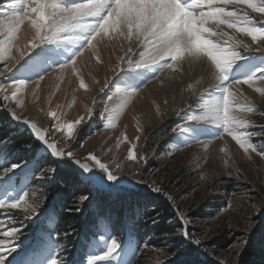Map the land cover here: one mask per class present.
<instances>
[{"label":"rangeland","instance_id":"obj_1","mask_svg":"<svg viewBox=\"0 0 264 264\" xmlns=\"http://www.w3.org/2000/svg\"><path fill=\"white\" fill-rule=\"evenodd\" d=\"M17 2L0 0V20L5 21L0 25V40H6L11 31L6 26L7 14L13 11L12 5ZM76 2L78 0H62V6ZM252 2L258 4L260 0ZM226 7L232 10L234 6ZM201 10L208 11V5L203 3L194 9V15ZM237 11L248 13L259 27H264L259 23L264 21V15L245 5ZM206 27L215 28V24L209 21ZM221 27L229 36L242 38L251 46L247 51L243 47L237 49L239 58L228 70V80L243 79L264 69V50H257V47L264 48V43H253L251 37ZM34 31L27 20L18 26L15 47L7 66L11 68L21 55L25 59L15 70L0 72V82L7 77L34 80L45 74L39 87L34 82L24 87L19 106L11 96L4 101L5 94L0 93V172H6L0 176V194L5 190L10 197V200L1 201L14 202L30 192L27 199H38L41 203L32 219H26V213L20 208H0L3 226L9 231L13 227L19 229L17 238L10 242L13 250L7 254L5 264H15L18 259V264H50L53 258L61 260L62 264H84L85 260L88 264L89 258L103 253L112 240L117 241L118 248L102 264H156L158 260L168 258L167 249L174 247L177 238L185 246L191 245L196 256H174L167 264H202L204 261L219 264L221 260L236 264L234 253L241 252L243 244L235 245L242 237H248V243L241 252L239 264H264V159L255 152L250 153L249 159V154L244 153L231 135L222 134L211 139L222 133L220 126L198 119L189 120V117L204 114V103L222 100L223 87L212 86L214 82H210L208 75L204 82L202 79L197 82L183 79L177 61L173 69L166 68L161 72L157 66L127 67L121 57L128 48H132L129 55L134 61L140 59L139 53L143 49L137 39L126 40L111 30L106 36L113 38L106 41L105 35L101 34L91 47L86 46L82 55L74 58L75 63L70 60L83 41L68 40V34H62L61 39L52 43L42 42L30 54L27 45L32 41ZM23 32L26 33L24 36ZM211 38L217 39L216 36ZM41 50L47 55L38 56ZM27 54L30 55L26 57ZM67 62L66 68L59 67ZM3 68L4 63H0V69ZM253 83L264 88V81ZM142 84L134 96L127 98V103L123 91L116 93V89L130 91ZM238 87L243 93L239 99L241 108L254 110L241 111L239 115L250 122L249 131H264V95L248 85ZM109 95L113 96L112 100L107 99ZM9 109L46 130L49 142L65 137L63 128L57 130L55 125L74 124L72 138L64 139L59 147L72 151L80 162L92 166L107 184L124 189L126 194L113 196L109 192H100L92 183L82 181L76 164L71 161L65 162L70 166L58 165L44 153L30 132L14 123ZM89 110L91 119L87 115ZM53 112L58 119L50 115ZM109 115L113 117L111 121ZM81 117V123L75 124ZM24 133L29 135L34 147L22 148L14 141ZM251 143L257 150L264 151V136L251 137ZM133 145L134 154L145 157L144 160H126L127 150ZM89 153L108 164L119 177L109 181L92 161L84 159ZM117 163L121 164L122 170L116 169ZM12 165L18 167L6 171ZM50 166L56 169L51 179L46 177L50 175L47 172ZM69 167L74 176L72 183L66 185L57 177L62 175L61 170L68 171ZM129 171L132 175H126ZM139 177L160 187L162 193H153L146 185L138 183ZM81 196H87L83 203L79 200ZM160 201L167 204L174 219L166 222L173 230L157 237L153 228L161 221L156 213ZM178 212L188 219V231L203 242L202 247L197 248L173 235L182 223ZM66 213L74 215L77 222L74 229L64 230L61 217ZM0 238H3L2 233Z\"/></svg>","mask_w":264,"mask_h":264},{"label":"snow or ice","instance_id":"obj_2","mask_svg":"<svg viewBox=\"0 0 264 264\" xmlns=\"http://www.w3.org/2000/svg\"><path fill=\"white\" fill-rule=\"evenodd\" d=\"M203 3L208 5L209 10H201L198 15H194L193 10L200 8ZM227 5H233L234 7L229 10L226 7ZM241 5H245L251 8L252 11L264 15V0H260L258 4L253 3L252 0H191V2L189 0H78L76 3L65 6H62V0H18L17 3L12 5L13 11L7 14L8 23L6 26L11 31L7 35L6 40H0V63H4V68L0 69V72L15 70L19 63L25 59V56L21 55L19 60L12 64L11 68L7 66V61L11 58L12 49L15 47V33L18 26L25 20L35 30L32 41L27 45L30 54L42 42L52 43L61 39L62 34H68L66 36L68 40L77 42L82 40V47L70 60L72 63H75V57L82 55V50L86 46L91 47L98 36L101 34L108 35L109 30L123 35L126 40L135 37L139 46L143 49L139 53L140 59L134 61L132 55H129L132 52V48H128L125 56L121 57V61L126 63L127 67L157 66L158 72H161L166 68L173 69L174 63L178 60H186L189 63L197 60L205 62L203 58L206 57L207 62H210L208 65V77L210 82H214L212 86L221 85L223 87L222 100H210L204 103L202 106L204 114L200 117H189V120L198 119L205 123L220 126L222 133L211 139L218 138L222 134L231 135L244 153L249 154V159L252 152L264 159V151L257 150L251 143V137L264 136V131H249L250 122L239 115L241 111L252 112L254 110L251 107L241 108L239 99L243 96V93L238 87L240 85H248L249 88H253L264 95V88H259L253 83L255 80L264 81V69L257 70L253 75L243 79L235 81L227 79L228 70L239 58L237 49L243 47L247 51L251 49V46L236 39L234 36H229L221 26L234 29L238 33L251 37L253 43L257 41L264 43V27H259L258 22L253 21L246 12L241 14L240 11H237ZM209 21L215 24V28L206 27ZM259 23L264 24V21ZM4 24L5 21L0 20V25ZM212 36H216L217 39L213 40ZM257 50H264V48L257 47ZM30 54H27L26 57ZM68 64L69 62L59 64V67L63 69ZM117 67H120V65H117ZM122 70L123 68H121ZM44 75L42 74L34 80L5 78V81L0 82V93L5 94L3 100L7 101L9 96H11L18 106L21 105L22 101L19 97L24 87L29 82H34L39 87ZM148 82L150 80L144 84ZM144 84L130 91L116 89V93L119 94L123 91L126 97L124 102L127 103V98L134 96ZM80 86L83 88L84 84L81 83ZM107 86L108 82L106 81L105 87ZM9 88H11V93H8ZM107 99L112 100L113 96L109 95ZM105 107L107 110V104ZM9 111L13 120L27 125L35 140L43 143L55 160L71 161L85 173L94 169L88 163L80 162L72 151L59 147V144H62L64 139L72 138L74 124L55 125L57 130H61V127L63 128L65 137L59 141L49 142L45 134L46 130L37 127L35 122H30L27 118L22 119L16 114L14 109H9ZM177 114L179 115V113ZM50 115L58 119L55 112L50 113ZM87 115L91 119V110L87 112ZM108 119L111 121L113 117L109 115ZM81 120H83V117L77 119L75 124H80ZM26 147L30 148L31 144L26 145ZM81 147H83V144H81ZM134 147L135 145L127 150L126 160H144L145 157L134 154ZM221 151H224V149H221ZM84 159L92 161L95 168L104 172L109 181H114L119 177L116 171L110 170L109 165L101 163L95 155L89 153ZM16 167L18 165H12L6 171H14ZM116 169L122 170L121 164L117 163ZM55 171V167L50 166L47 169L50 175L46 177L51 179ZM4 174L6 172H0V176ZM126 175H132L131 171ZM136 181L146 185L153 193H162L160 187L150 184L142 177H139ZM29 196L30 192H27L14 202L0 201V208H20L26 213V219H32L37 215L41 203L38 199H27ZM86 199L87 196H81L79 198L80 203H83ZM71 210L69 209V211ZM178 216L182 223L173 235H178L197 248L202 247L203 242L199 238L193 237L188 231V219L184 217L183 213L178 212ZM3 225L4 220L0 219V233H2L3 237L0 238V264H5L7 254L13 250L10 242L17 238L19 231L16 227L11 228V231H9ZM56 235L59 236L60 233ZM241 243L243 244L242 252L246 249L248 237H242L241 241L235 246H240ZM117 248V241H110L103 253L89 258L88 264H102V262L109 259ZM178 251L179 249L169 252L167 249L168 258L166 260H158L156 264H167ZM241 252L234 253L237 258L236 264H239ZM50 264H62V261L53 258ZM219 264H226V262L221 260Z\"/></svg>","mask_w":264,"mask_h":264},{"label":"trees","instance_id":"obj_3","mask_svg":"<svg viewBox=\"0 0 264 264\" xmlns=\"http://www.w3.org/2000/svg\"><path fill=\"white\" fill-rule=\"evenodd\" d=\"M1 120L4 121L5 119H1ZM14 141L18 145H20L22 148H25L26 145H28V144H31V148L34 147V145L32 144V142L30 140L29 135H26L25 133L21 134L20 136L15 137ZM61 172H63V173H62V175L61 174L58 175V177H57L58 181L66 184V185L67 184L70 185V183H72L71 182L72 177L74 176V172H73L72 168L69 167L68 171H66V170L62 171L61 170L60 173ZM68 197H70V192H68ZM156 213H159V217H160L161 221H160L159 225H157V226H155V228H153V230H154V233L156 234V236L160 237V236L167 234L173 230L172 228H168L166 226V222L173 220L174 215L172 214L170 208L167 206V204L164 201H160V205L157 207ZM61 218H62L64 230H67L69 228L74 229L75 225L77 224V222H75V220L73 219L74 218L73 214H70V213L67 214L66 213ZM193 237H195V236H193ZM216 242H218V240ZM177 249H179V251L176 252L175 256H181L182 258L187 257V256H191V257L196 256L194 248L191 245L185 246L182 243V240L179 238L174 240V247L172 249H169V252L176 251ZM202 264H214V263H210L209 261H204Z\"/></svg>","mask_w":264,"mask_h":264},{"label":"bare ground","instance_id":"obj_4","mask_svg":"<svg viewBox=\"0 0 264 264\" xmlns=\"http://www.w3.org/2000/svg\"><path fill=\"white\" fill-rule=\"evenodd\" d=\"M241 8V7H240ZM248 8V7H247ZM241 11H246L244 9H241ZM248 14V13H247ZM213 23V22H212ZM225 31V30H224ZM226 32V31H225ZM32 33V32H31ZM30 33V34H31ZM24 34H26L25 32H23V36ZM120 36V35H119ZM106 37V41H108V38L112 37L113 36H104ZM114 37H117V34L114 36ZM102 38V37H101ZM119 38V37H118ZM135 38V37H133ZM104 39V38H103ZM111 39V38H110ZM136 39V38H135ZM239 39H242V38H239ZM238 39V40H239ZM100 40V39H99ZM243 41V39H242ZM18 45V44H17ZM16 45V46H17ZM45 52H43L42 50L39 52L38 56H42L44 55L45 56ZM47 55V54H46ZM205 62H201L200 60H197V61H194L192 63H189L188 61L186 60H178L176 62V65L179 67L180 71L182 72L181 76L182 78H188V81L189 82H193V80H200L202 79L203 82L206 80V77L208 75V65H209V62H207V60L205 58H203ZM145 68V67H144ZM190 74H193V76L195 75L194 78H192V75ZM197 77V78H196ZM197 82V81H196ZM207 85H204V87H206ZM14 121V120H13ZM14 123L20 127H27V125L23 124L22 122H19V121H14ZM28 128V127H27ZM43 130V129H42ZM33 135V134H32ZM43 144V143H42ZM40 147V146H39ZM43 147H44V151L47 152V153H50L49 150L46 149L45 145L43 144ZM59 161V160H58ZM67 160L65 161H61L63 163H65ZM77 169H78V172L80 173L79 175H81V177L83 178L82 181L84 182H90L93 184L94 187H98V188H101L102 186L106 187L104 184H107V182L99 175L97 174L96 170L93 169V170H90L88 171L87 173H85L83 170H81L77 165H76ZM13 176V175H12ZM104 182V184L102 183ZM107 188V187H106ZM33 245V244H32Z\"/></svg>","mask_w":264,"mask_h":264},{"label":"water","instance_id":"obj_5","mask_svg":"<svg viewBox=\"0 0 264 264\" xmlns=\"http://www.w3.org/2000/svg\"><path fill=\"white\" fill-rule=\"evenodd\" d=\"M11 119H12V116H11ZM13 120V119H12ZM27 129H29V128H27ZM30 130V129H29ZM31 131V130H30ZM40 144H41V142L40 141H38ZM48 154H50L51 155V153H48ZM60 164H62V165H69V164H67V163H62V162H60ZM70 166V165H69ZM103 184H104V182H102ZM106 187H107V190H111V192H115L114 190H112L111 188H110V186H108V184H104Z\"/></svg>","mask_w":264,"mask_h":264}]
</instances>
